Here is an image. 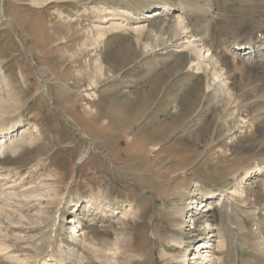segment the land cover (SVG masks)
Returning <instances> with one entry per match:
<instances>
[{
    "label": "rangeland",
    "instance_id": "rangeland-1",
    "mask_svg": "<svg viewBox=\"0 0 264 264\" xmlns=\"http://www.w3.org/2000/svg\"><path fill=\"white\" fill-rule=\"evenodd\" d=\"M35 1L0 0V73L8 79L7 84L0 83V95L13 94L15 98L2 103L11 115L7 124L22 119L23 124L34 122L41 130L39 140L24 146L17 156L6 153V164L25 171L29 162L42 155L46 160L38 172L51 169L54 177H64L62 184L72 177L71 199L82 201L91 193L105 194L111 204L109 211L98 214L94 223L88 224V218L86 231L99 242L112 241L117 232L123 233L124 241L131 240L129 244L138 253L129 264H176L169 254L180 256L186 243L174 247L168 241L171 231L183 240L204 237L205 221L214 222L223 231L228 245L222 253L223 264H249L251 250L243 245L237 254L231 244L239 216L247 225L252 216L263 218L264 188L256 178L247 180L253 183L247 186L251 191L241 207L247 206L245 211H239L238 216L235 213L236 218L226 212L228 207L213 203L210 213L218 216H212V221L201 210L203 213L195 215L191 237L182 223L190 205L182 218L179 216L181 220L173 210L188 197L193 182L200 190L192 200L196 204L204 190L229 188L246 170L264 164L263 71L255 69L252 57L242 59L244 50L233 49L235 41L244 37L243 29L253 34L264 29V0H183L193 10L190 26L201 30L196 19L204 15L207 4H215L209 34L223 51L225 47L229 80L235 81L238 91L232 97L238 102L232 101L225 110L222 98L214 99L204 89L206 76L194 75L195 69L189 68L192 54L176 45L168 33L162 35L167 43L160 47L173 39L168 47L173 51L161 48L159 58L141 49L143 45L130 29L110 31L96 46L85 41L95 36V25L113 17L111 10L128 9L136 16L160 4L178 5L177 0ZM100 7L107 8L99 16ZM122 16L134 19L117 15ZM97 52L110 73L88 89L96 93L91 98L83 89L94 76ZM236 119L246 122L237 123ZM228 127L236 128L229 134ZM129 205L134 216L124 218L121 224L117 218ZM246 210L253 214L250 218ZM169 218H177L176 223ZM59 235L62 238L64 229ZM93 263L98 264L94 260L89 264Z\"/></svg>",
    "mask_w": 264,
    "mask_h": 264
},
{
    "label": "bare ground",
    "instance_id": "bare-ground-1",
    "mask_svg": "<svg viewBox=\"0 0 264 264\" xmlns=\"http://www.w3.org/2000/svg\"><path fill=\"white\" fill-rule=\"evenodd\" d=\"M37 1L34 4H38L36 3ZM176 2L178 5H174L173 3V5L168 3L160 4L156 9L149 12L137 13L136 16L128 9L118 8L116 11L111 10L110 15H113V17L103 19L101 24L95 25V36L90 39L87 38L85 41H89L90 45L96 46L106 36V33L114 30L130 29L136 33L135 39L137 42L143 45V48H140L150 50V55L152 54L153 57H158L159 54H157V51L159 49H168L169 46L172 47L171 40L173 39L171 38H169L171 39L169 41L170 44L160 47L164 45L162 42H165L167 39L166 37V39L162 38V35L168 33V35H172L176 45L192 54L193 59L190 60L189 68L195 69L193 70L196 72L194 75L203 73L206 76L207 80L205 79L206 85L204 89L208 91V95L214 96V99L215 97L217 99L221 97V101L223 102L222 107L225 110L232 101H237L235 99L236 97L234 99L232 97L238 91L236 90L235 81L229 80L230 74L228 75L229 71L227 68L230 65V61L225 53V47H223V51L218 44L214 43L215 41L209 34L210 24L214 21L213 10L215 4L212 3L213 1L207 4L206 8L203 9L204 15L196 19V26L199 28L202 27L201 30L190 26L194 22L191 23L190 19V11H193L192 7L189 9L188 4L183 0H177ZM106 8H98V15L100 16V13L106 11ZM117 12L127 17L134 16V19L129 20L123 16L117 17ZM162 17L165 19H162ZM243 34L245 35L241 40L235 41L233 49L244 50L243 53H240L242 54V59L252 57L255 69L257 71H263L261 74L264 76V70L262 69L264 66V29L253 34L251 30L246 28L241 32V35ZM146 38L148 39L146 40ZM84 47L86 46L84 45ZM177 49L179 51V48ZM168 50L172 49L169 48ZM142 51L144 52V50ZM160 52L161 54L164 53L162 56L165 55L164 50ZM249 53L253 55H246ZM93 66L94 76L89 79L87 86L83 89V92L91 98L96 93L93 91L92 94L88 89L93 88L92 86L97 83V79H100L104 75L107 76L110 73V70L105 67L99 52L95 54ZM7 80L1 72L0 83L4 82L7 84ZM5 86L4 90L6 89ZM43 90L47 92L48 89L46 90L44 88ZM5 91L8 93L7 89ZM12 96L13 94H8L6 97L0 95V261L11 264H89L92 260L98 264L131 263L133 258L138 257V253L134 245L129 244L131 240L124 241L123 233L117 232L115 239L112 241L99 242L94 234L86 231L88 218V222H90L88 224H91L94 223V219L98 214H105L109 211L111 204L107 201L105 194L94 192L96 194L91 193L85 196V200L82 201L71 199L70 194L73 190V184L70 180H72V177H69L65 184H62L65 181L63 179L64 177H54L51 169L44 174L38 172V168L46 160L42 155L36 157L32 162H29L25 171H22L20 166H14L10 163L6 164L7 162L4 161L6 153L17 156L24 146L35 144L41 136V130L34 122H31V124H23L22 119H19L7 124L8 118L11 115L8 116V112H5L7 108L5 107L6 109H4L2 103L7 101L6 98L12 101V98H14ZM237 121L240 123L246 122L245 120L241 122V120L236 119ZM234 129L228 127L229 134L235 131ZM2 159L3 161H1ZM244 173L229 188H224L219 191L204 190L201 193L200 201L196 204L194 203L196 201L192 200H195L194 194L199 188L198 183L193 182L194 188L188 190V197L184 198L174 208L173 214L178 218L174 219L181 220L179 216L181 217L190 205L187 209L188 212L186 211L188 215L185 218L183 216L182 219L184 226L189 225L187 233L190 234L193 233V228L195 227L193 223L196 221V217L191 214L192 211L197 212L199 210V213H201V209L203 208L202 210L207 212L208 216L211 217L210 220H212V216L214 218L216 215L218 216L216 213H214L215 215L210 213V210L214 209L212 206L213 203H216L221 208L228 207L225 209L226 212L231 215L237 213L236 215L238 216L239 211H245L244 209L247 208V206L244 209L241 208L245 206L249 197V191H251L247 186L253 183L247 180L256 178L257 181H260L261 187L264 188V164L257 165L251 170H246ZM186 199L189 201L185 202ZM64 210H66V213ZM134 213L135 211L133 212L130 205L126 206L121 210V215L117 219L123 224V219L129 216L133 217ZM247 213V217L253 215L249 211ZM242 214L244 216V213ZM110 216L115 217L114 215ZM257 217V215L255 218L252 216L250 225L245 224L244 220L239 219L240 216L239 218L236 217L240 220V224L238 223L239 226L236 229L234 228L238 231L234 230L237 233L234 235L235 239L232 244L230 243L237 254H240V247L243 245L251 250L252 254L248 257L249 264H264V215L262 219ZM169 219H172V223H176L173 221H177L173 218ZM230 220H232V217ZM236 226L237 224L233 227ZM171 227V225L168 226V228L172 229ZM177 227L174 228L176 229ZM60 229H64L63 236L65 239H62L63 236L60 238ZM204 229H206V236L201 237L202 235H196L195 241H193L195 237L190 240H183L174 233V230V232L171 231V235L169 236L170 240L168 241L173 242L175 244L174 247L178 248L182 247V243H186V248L180 256L170 255L168 253L171 257L170 259L175 258L177 260L176 264H223L222 253L227 251L228 245L221 227L214 225V222L205 221ZM31 231L37 232L32 234ZM241 233L244 234L242 236L244 237L242 245H240ZM189 245H191L190 249L193 252L189 249L190 252L187 253ZM162 253L166 254L164 251ZM189 255L193 258L192 261L186 259V256Z\"/></svg>",
    "mask_w": 264,
    "mask_h": 264
},
{
    "label": "built area",
    "instance_id": "built-area-1",
    "mask_svg": "<svg viewBox=\"0 0 264 264\" xmlns=\"http://www.w3.org/2000/svg\"><path fill=\"white\" fill-rule=\"evenodd\" d=\"M193 252V251H192ZM188 260L189 261H192L193 260V258H191V255L188 257Z\"/></svg>",
    "mask_w": 264,
    "mask_h": 264
}]
</instances>
